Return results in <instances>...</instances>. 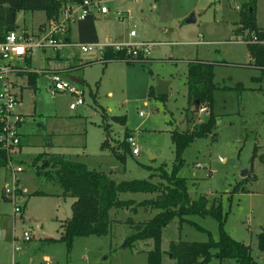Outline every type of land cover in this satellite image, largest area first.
<instances>
[{"label":"rangeland","instance_id":"rangeland-1","mask_svg":"<svg viewBox=\"0 0 264 264\" xmlns=\"http://www.w3.org/2000/svg\"><path fill=\"white\" fill-rule=\"evenodd\" d=\"M249 1L102 0L110 14L96 20L100 41L127 42L129 32L135 31L138 40L154 45L147 60L132 64L112 61L103 65L97 52L82 53L78 46L62 52L45 50L34 54L28 66L31 70L51 72L74 67L72 75L85 82L78 85L84 92L85 104L71 111L69 106L74 99L69 94L50 98L45 77H38L36 89L28 86L27 75L16 81L14 92L19 97L16 110L23 119L19 133L25 142L18 153L21 164L13 159L24 170L17 174L18 188L28 194L17 201L21 208L26 205L22 218L21 214H15L13 203L1 197L8 173L0 169V264H148L147 252L152 249V241L126 245V238L132 233L126 221H146L156 211L143 208H137L135 214L130 210L112 211L110 217L115 223L107 236L75 238L68 251L59 241L60 224L71 217L73 199L63 197L58 184L36 174L35 169H45L47 165L36 161L32 167L31 163L49 149L46 145L50 140L53 154L85 163L89 169L104 172L117 183L148 179L150 175L152 182H159L156 169L165 165L169 171L174 162L171 132L191 127L183 115L187 102V64L191 60L216 64L217 89L213 93L212 111L217 123L211 136L196 139L184 150V166L179 176L188 180L192 199L204 196L209 205L220 199L226 213L227 234L244 242L253 260L264 264V252L259 250L257 242L264 224V161L261 159L264 77L257 80L261 72L253 66L247 45L243 44L253 36L247 39V32L239 31L241 9ZM255 17L257 27L264 29V0H255ZM191 18L194 21L188 23ZM44 21L42 12H19L16 30L34 34ZM163 83L169 86L162 100L157 93ZM150 88L154 95H149ZM206 115L207 112L198 109L194 115L196 124ZM112 117H124L125 124L112 121ZM103 124L110 130L108 146L101 150L105 139ZM126 131L135 138L140 154L127 155L125 162L120 163L110 148L123 140ZM51 133L56 135L48 136ZM255 146L258 148L253 156ZM247 166L251 172L243 179L240 172ZM38 190L47 192L48 198L33 195ZM119 198L138 202L155 195L123 193ZM188 219L207 231H198L189 224L179 229L174 220L163 230L161 264H175L167 255L170 242H206L209 233L217 239V223L213 219L196 216ZM24 232L30 234L31 240L14 252V240L21 242ZM209 264L219 262L213 258ZM223 264L237 263L227 260Z\"/></svg>","mask_w":264,"mask_h":264},{"label":"trees","instance_id":"trees-1","mask_svg":"<svg viewBox=\"0 0 264 264\" xmlns=\"http://www.w3.org/2000/svg\"><path fill=\"white\" fill-rule=\"evenodd\" d=\"M64 2L80 4L82 0H0V35L16 31V16L19 12H43L48 21L57 17ZM95 21L96 16L89 14L77 22L80 43L98 41ZM239 25V31L247 32V39L253 35L258 40H264V29H259L256 24L255 0H250L241 9ZM247 49L254 61L253 66L261 72L257 78L260 80L264 77V46L247 44ZM123 58L124 53L106 49L98 61L106 65L112 61H123ZM215 65L214 62L203 60H191L187 64V102L183 115L191 127L185 131L171 132L174 162L169 171L165 165L156 169L159 182H152L153 175H150L148 179L117 183L104 172L89 169L84 163L72 161L61 155H51L48 160L43 158L44 155L34 158L32 166L36 161L47 163L45 169H37V175H42L47 180H55L62 189V196L74 200L71 205V217L60 225L59 241L66 245L68 251L75 238L107 236L112 224L115 223L110 217L112 211L130 210L135 214L137 208H143L156 213L146 221L137 223L131 222L130 219L126 221L132 229V233L126 238V245L138 241H152V249L147 252L148 264H161L163 230L174 220H177L179 229L183 224H189L198 231H207L189 220L188 217L191 216L213 219L217 223L218 237L213 239L209 233L206 242H170L167 255L175 264H209L213 258L219 264L225 260H234L237 264H258L251 257L249 248L243 242L231 238L225 231L226 213L221 208L220 199L213 200L210 205L204 196L192 199L188 192V180L179 176L184 166L182 159L184 150L196 139L211 136L216 127L217 121L212 111L213 93L217 89L214 83ZM149 95H154L152 88L149 89ZM158 98L163 100L164 96ZM201 107L206 109L207 115L201 123L196 124L194 115ZM112 121L125 124L124 117H112ZM102 127L105 139L101 149H105L108 146L110 128L107 124H103ZM129 136L130 133L126 131L123 140L110 148L111 154L120 163L125 162L127 155H132L126 142ZM255 153L256 151H253V156ZM263 157L261 159L264 161ZM6 164V152L0 143V169H5ZM145 168L149 170L148 167ZM236 189L237 186L233 192ZM123 193L153 194L155 198L138 202L130 199L120 200L119 195ZM2 198L4 199L3 195ZM257 242L259 250L264 252V224L257 235Z\"/></svg>","mask_w":264,"mask_h":264},{"label":"built area","instance_id":"built-area-1","mask_svg":"<svg viewBox=\"0 0 264 264\" xmlns=\"http://www.w3.org/2000/svg\"><path fill=\"white\" fill-rule=\"evenodd\" d=\"M109 13V9L103 5L102 0H82L80 4L64 2L57 17L46 21L42 33L30 34L26 30H22L0 35V143L6 152L7 164L5 170L8 173V181L3 187L2 195L4 199L13 203L15 214H20L22 211V208L17 204L22 193L18 188L17 174L22 173L23 168L15 165L13 158L20 145L19 128L23 119L16 110L18 97L14 92L13 77L30 72L43 74L41 71L31 70L28 67L29 61L32 60L37 51H61L68 46L66 35L73 24H77L78 21L83 20L89 14L106 16ZM117 18L120 19L121 17L118 16ZM129 38L130 41L127 42H114L108 39L103 42L79 43L76 46L82 53L97 52L99 59L102 58L106 49H110L116 53H124V62L132 64L147 60L154 45L146 41H138L135 31L129 32ZM243 44L264 46V40H258L253 36L247 43ZM44 74L47 75L49 80L46 90L51 97L63 93L69 94L74 99V102L69 106L72 111L85 104L84 92L77 84L65 78L60 72L44 71ZM199 109L200 112H206L203 107ZM139 116H142V113ZM198 123H201V121H198ZM126 142L131 149L132 156L137 157L140 152L135 138L129 136ZM30 240V234L24 232L21 242L14 240V252L20 249L21 244Z\"/></svg>","mask_w":264,"mask_h":264},{"label":"crops","instance_id":"crops-1","mask_svg":"<svg viewBox=\"0 0 264 264\" xmlns=\"http://www.w3.org/2000/svg\"><path fill=\"white\" fill-rule=\"evenodd\" d=\"M153 1H156V0H153ZM153 6H155V5H153ZM153 6H152V8H153ZM155 8H156V6H155ZM155 8H153V9H155ZM43 13V12H42ZM44 14V13H43ZM110 14V13H109ZM108 14V15H109ZM95 16H96V20H97V18L98 17H101L102 15H100V14H94ZM44 17H45V15H44ZM103 17V16H102ZM120 19H122V18H120ZM45 23H46V18H45V21L41 24V25H39V27L37 28V30H36V32H35V34L36 33H42L43 32V30H44V27H45ZM95 28H96V21H95ZM16 29H17V27H16ZM17 31V30H16ZM132 31V30H131ZM96 34H97V38H98V41H100V38H99V35H98V31H97V28H96ZM137 35V34H136ZM128 36H129V34H128ZM68 38V39H67ZM130 39V38H129ZM66 40H68V46L67 47H64L62 50H61V52L62 51H64L65 50V48H69L70 46H76L77 44H79L80 42L78 41V33H77V24H73L70 28H69V31H68V33H67V35H66ZM137 40H138V36H137ZM128 41H130V40H128ZM138 41H141V40H138ZM143 41V40H142ZM44 52V51H43ZM60 52V51H59ZM32 63V60H30L29 61V63H28V65L30 66V64ZM74 67H68L67 69H55V70H52L51 72H60L61 74H63V76L65 77V78H67L68 80H70V81H72L71 79H73V78H75L76 80H79L80 81V84H78V83H75V82H73V83H75V84H77V85H82V84H84L85 82L83 81V80H80V79H78V78H76V77H74L73 75H72V72L71 71H73L74 69H73ZM41 72H43V74H37L36 72H30V73H28V74H23V75H20V76H15V77H13V79H15V81H14V87H16V86H18V83L16 82L17 80H19L22 76H26L27 75V77H28V82H27V84H28V86L30 87V89H33V88H35V85H36V80H38V77L39 76H42V77H45L46 78V80H47V86L49 85V80H48V77H47V75L46 74H44V71H41ZM32 82H33V84H32ZM46 86V87H47ZM167 86H169V84H166V88H165V90H166V92H167ZM36 89V88H35ZM32 90L31 91V95H33L34 93H35V91L36 90ZM47 89V88H46ZM50 96V95H49ZM19 98V97H18ZM50 98H54V97H51L50 96ZM18 105H19V99H18ZM17 105V106H18ZM72 111V110H71ZM22 116V115H21ZM22 123H23V121H22ZM21 123V124H22ZM54 136V135H56L55 133H51V134H48V136ZM24 136L23 135H21L20 134V145H19V148H18V150L15 152V154H14V159H15V161L16 162H19L18 161V153H20L21 151H22V146H23V144H24ZM102 144V143H101ZM49 149L48 150H44V151H42V153L41 154H39V155H44L45 157H49V156H51V155H60V154H53L50 150H52V144H51V142H50V140H49V143L46 145ZM257 146H255L254 147V151H257ZM100 149H101V145H100ZM102 150V149H101ZM140 154V153H139ZM38 156V155H37ZM36 156V157H37ZM61 156H64V155H61ZM139 156V155H138ZM36 157H34V158H36ZM44 157V158H45ZM65 157V156H64ZM135 157V156H134ZM34 160V159H33ZM21 162V161H20ZM19 162V163H20ZM33 162V161H32ZM42 162V164H45L44 166H46L47 165V163L46 162H43V161H41ZM21 164V163H20ZM85 164V163H84ZM86 165V164H85ZM31 166H32V163H31ZM43 166V167H44ZM33 167V166H32ZM36 167H38V166H36ZM5 170V169H4ZM23 172H24V170H23ZM22 172V173H23ZM35 172H37V169H35ZM250 172H251V170H250ZM37 174V173H36ZM250 174V173H249ZM249 176V175H248ZM7 177V176H6ZM4 178V181H5V183H6V179L8 178ZM45 180L46 181H49V182H54V183H56L57 184V182L55 181V180H47L46 178H45ZM4 187V186H3ZM23 190V191H22ZM21 191H22V193H21V195H20V199H22V198H24L25 197V195L27 196V194H28V192L26 191L25 192V189H21ZM34 193H39V194H41V195H38V196H40V197H43V198H48L47 196H48V193L47 192H45V191H41V190H38V191H35ZM33 193V194H34ZM58 195H60V193H57ZM35 196H37V195H35ZM1 197H2V194H1ZM74 201V200H73ZM73 203V202H72ZM72 205V204H71ZM25 208H26V205L25 206H23L22 207V211H21V216H22V218H23V212H24V210H25ZM110 215H111V213H110ZM63 223H61L60 225H62ZM244 243V242H243ZM245 244V243H244ZM148 247H149V249H150V247H151V244L149 243L148 244ZM249 248V247H248ZM249 250H250V248H249ZM149 251V250H148ZM162 261V260H161ZM225 261H227V260H225ZM225 261H223V263L225 262ZM222 263V264H223Z\"/></svg>","mask_w":264,"mask_h":264},{"label":"water","instance_id":"water-1","mask_svg":"<svg viewBox=\"0 0 264 264\" xmlns=\"http://www.w3.org/2000/svg\"><path fill=\"white\" fill-rule=\"evenodd\" d=\"M193 21H194V19L191 18V19H189L187 22L190 23V22H193ZM71 80H72L73 82H75V83L80 84V81H79V80H76L75 78H73V79H71ZM165 88H166V84L163 83V84H162V87L160 88L159 92L157 93V96H163L164 94H166V90H165ZM250 170H251V167H250V166H247L246 168L241 169L240 176H241L243 179L247 178L248 175H249V173H250Z\"/></svg>","mask_w":264,"mask_h":264}]
</instances>
